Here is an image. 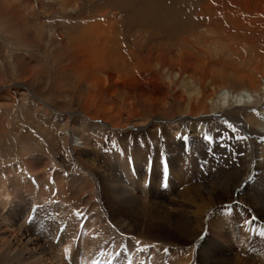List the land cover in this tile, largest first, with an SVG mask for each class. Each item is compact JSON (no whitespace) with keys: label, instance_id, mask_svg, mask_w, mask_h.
Listing matches in <instances>:
<instances>
[{"label":"bare ground","instance_id":"bare-ground-1","mask_svg":"<svg viewBox=\"0 0 264 264\" xmlns=\"http://www.w3.org/2000/svg\"><path fill=\"white\" fill-rule=\"evenodd\" d=\"M74 1L60 0L57 4L70 7ZM100 1L92 15H102L92 23L82 16H70L61 19L63 23L49 21L45 25L49 47L58 31L62 45L82 42L85 53L95 60L94 72L107 75L110 84L116 82L117 88L125 90L130 109L125 119L121 110L112 114L108 109L102 110L104 115L85 111L83 117H78L80 112L72 105L74 95L84 91L83 80L69 83L70 94L66 96L73 100L69 104L71 115L52 117L60 122L57 124H61L62 134L69 130L62 138L60 134L58 150L70 157L86 156L81 165L86 168L84 180L72 196L79 200L85 194L90 200L99 197L106 219L114 221L118 230L137 244L143 242V246L152 250L147 251L146 264H264V247L256 234L264 236V0ZM113 12L110 20H103ZM139 38L144 40L138 43ZM148 40L153 44H172L195 65H181L180 59L176 69L166 58H154L163 64L159 70L155 69L159 92L142 93L131 100L135 78L130 76V71L142 63L137 43L142 46ZM134 59L137 62L131 66ZM198 66L208 71H196ZM63 79L50 81L51 86L60 92L59 87L66 83ZM84 99L87 108L94 105L93 96ZM101 116L111 118L113 123L108 126L102 120L106 124L99 126L96 122ZM131 125L139 129L129 132ZM186 134L192 137L191 149L197 153L196 157L187 155L188 162L184 161V153L178 151L183 149L179 137ZM75 135L83 147L74 143ZM208 137L221 140L225 147L217 150L222 145L219 143L214 150L209 146V151H198L208 147L204 143ZM145 138L154 142L156 150L160 141L167 138L164 143L172 153L175 181L167 192L161 191L157 183L158 160L151 190L147 191L144 185L146 173L141 168L146 151L139 155L136 148L145 144ZM108 142L125 145L127 156H135L138 177L131 174L127 156L123 160L117 156L114 160L121 173L101 165ZM24 145L31 150L48 151L39 144L33 147L25 142ZM209 161L213 162L214 171L205 168ZM55 185L61 197L72 194L67 180H56ZM4 186L3 183L1 187ZM228 209H233L232 214ZM9 236L15 237L12 232ZM9 236H3L2 248ZM92 241L81 243L83 254L90 258L96 252L94 248V252H89ZM232 242L237 245L231 246ZM17 243L12 245L14 250ZM38 244L36 249L41 247ZM39 253L30 256V264H57ZM138 256L136 252L135 257ZM123 258V262L113 264H130L129 257Z\"/></svg>","mask_w":264,"mask_h":264},{"label":"rangeland","instance_id":"rangeland-1","mask_svg":"<svg viewBox=\"0 0 264 264\" xmlns=\"http://www.w3.org/2000/svg\"><path fill=\"white\" fill-rule=\"evenodd\" d=\"M35 1L0 0V264H30L32 262L30 256L38 252H40V256L50 258L57 264H90L92 259L91 264H113L117 261L123 262L124 255L129 257L130 263L134 260L135 264L136 262L137 264H146L147 251L152 250L143 246V242L140 245L137 244L125 232L118 230L114 221H108L103 204H99L101 202L99 197L90 200L88 194H85L79 200V197L72 196L84 180L86 168L82 166L86 161V156L75 154V157H70L58 150L61 144L60 138L69 134V130L62 134V131L59 130L61 124H57L60 122L54 120L53 117L71 115L69 104L71 105L73 100L68 97L70 94L69 83L83 80L81 88L83 87L84 91L78 94L74 93L75 98L72 105L75 107V111L80 112L77 114L78 117H83L85 111L94 113L99 111L100 115H104L105 112L102 110L108 109L112 114L121 110L125 119L130 110L127 105L128 101H125L127 100L124 95L125 90L117 88L116 82L110 84L107 75L94 72L96 65L93 62L95 60L85 53L82 42L62 45L63 41L59 37V31L58 35L51 39L52 46L49 47L47 41V39L49 40L48 27L45 25H48L49 21L63 23L64 21L61 19L82 16L88 20V23H92L94 19H100L102 15V13L97 14L96 17L92 15L95 13L96 5L101 1L76 0L70 4V7L63 8L58 5L59 3L57 4L60 0ZM39 1L41 2L39 3ZM113 15L114 12L108 13L103 20L108 21ZM64 36L67 35L64 34ZM140 40L144 39L139 38L138 43ZM138 43L142 63L133 66L134 68H131L130 71V76L135 78L131 84L133 89L131 97L129 96L131 100L139 98L142 93L159 92L155 69L159 70L163 64L159 60L155 61L154 58L162 60L166 58L173 65L175 64L174 68L176 69H179L177 61L180 59H182L181 65L194 64L193 60L181 55V50L173 47L172 44L158 42L153 44L150 40L142 46ZM107 60L109 59L107 58ZM136 62V59L132 60L131 66ZM211 68L212 66L209 67V69ZM200 69L208 71L201 66H198L196 71H200ZM111 73L114 76L112 71ZM58 76L60 79L64 77L63 80L66 82L61 84L64 85L63 89L59 87L61 93L56 86H51V82L60 80ZM60 94L64 97L63 99ZM86 96L94 97V105H88L89 108L85 105L84 97ZM98 121L96 124L99 126L103 123L110 126L113 123L111 118L105 119L102 116ZM132 125L127 129L129 132L139 129ZM180 137L183 149L180 148L178 151L184 153V161L188 162L187 155L196 157L197 154L191 149L192 137L190 134L182 135V139ZM72 140L79 147H83L76 135ZM166 140L167 138L160 141L161 145L158 143L157 150L154 148V142L148 138L144 140L147 146L143 144L142 147L136 148V152L140 150L139 155L146 151L144 167H139L146 173L145 181L148 184L145 182L144 185L147 187V191L151 190L152 176L155 172L154 165L157 164V160L160 161L158 166L160 178L157 180L159 189L167 192L171 188V183L175 182L172 173V153L164 143ZM205 140L207 142L204 143L208 147H203L198 151L205 149L209 151V146H212L214 150L215 144L217 146L221 141L213 138L210 140V137ZM25 142L31 143V146H37V144L39 147L45 146L44 148L48 151L31 150L24 145ZM124 146L116 145V142H112L109 146L106 145L108 150L105 148L102 154L101 165L104 164L102 166L110 168L109 170L112 172L121 173V168L116 166L114 160L117 156L123 160L129 154ZM217 147L219 150L225 145ZM127 148L129 150L128 146ZM82 150L84 149L81 148ZM127 160L131 174L138 177L135 156L129 155ZM172 161H176V159ZM212 164L213 162L209 161L205 168L214 171ZM162 169L164 172L161 171ZM62 178L67 180L68 186L70 185L72 194L68 197H61L57 185H55L56 180L60 181ZM53 179L54 183H52ZM47 180H50L51 183H48ZM3 183L6 187H1ZM232 211L233 209H228V213L232 214ZM5 232L8 236L9 232H12L15 237L9 236L11 238H8L2 248L3 236L7 237ZM257 237L264 247V236L258 233ZM35 239L38 241H34ZM87 240L92 241L91 245L89 244L91 247L89 252H94L93 248L96 251L91 254L92 259L83 254L84 247L81 243L82 241L86 243ZM16 241L21 244V248L17 247V243L16 250H14L12 245ZM37 244L41 245L40 249H36ZM236 245L235 242L231 243L233 247ZM9 248H11L10 251ZM136 252L139 253L138 258L135 257ZM160 256L165 263H168V259L164 260L165 258L161 254ZM83 259L86 260V263Z\"/></svg>","mask_w":264,"mask_h":264}]
</instances>
